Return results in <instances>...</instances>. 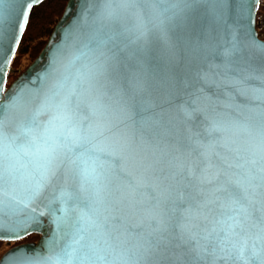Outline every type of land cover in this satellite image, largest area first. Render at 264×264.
I'll use <instances>...</instances> for the list:
<instances>
[{
	"label": "snow or ice",
	"instance_id": "1",
	"mask_svg": "<svg viewBox=\"0 0 264 264\" xmlns=\"http://www.w3.org/2000/svg\"><path fill=\"white\" fill-rule=\"evenodd\" d=\"M35 3L0 0V92ZM234 7L243 4L100 0L86 62L60 78L53 66V87L34 107L25 87L0 103V240L39 223L44 212L32 204L57 181L63 213L50 209L51 237L13 249L3 264H264V103L244 120L218 119L199 107L198 88L177 106L181 134L173 119L146 114L155 105L144 100L155 69L178 62L205 26L228 37L223 75H213L251 78L230 75L246 72L233 57L264 60V43L251 21L232 19Z\"/></svg>",
	"mask_w": 264,
	"mask_h": 264
},
{
	"label": "water",
	"instance_id": "2",
	"mask_svg": "<svg viewBox=\"0 0 264 264\" xmlns=\"http://www.w3.org/2000/svg\"><path fill=\"white\" fill-rule=\"evenodd\" d=\"M47 0H36V3L30 10V17L34 8L42 5ZM100 0H68L63 15L54 27L45 47L38 57L8 86L9 73L13 60L19 50L22 39L15 47L14 54L10 57L11 63L4 75V91L0 92V103L5 102V98L10 93H15L20 87H25L26 91L34 97L32 107L39 102L43 96L53 87L54 79L49 75L51 68H56L57 78L63 75L73 74L78 67L86 62L87 49L85 44L89 38L91 28L90 20L96 11V5ZM234 5L243 4V7H234L232 10V19L241 24H248L251 21V27L254 29L256 37L259 39L256 31V15L258 12V0H233ZM228 39L224 33L216 32L211 27L205 26L204 30L192 38V43L178 62L161 66L155 69L157 87L151 90V94H145L144 100L147 104L155 105L146 114L152 112L161 113L165 120L173 119L177 127L183 134V126L180 125V113L177 106L180 104H190L192 96L188 93H195L196 89L202 88L203 91L196 93L200 96L198 105L207 109L211 115L218 119L236 118L244 120L245 115H254L262 103H264V80L261 79L264 74V60L259 57L252 58L248 63L233 57L234 61L239 62V66L246 69V72L230 75L243 79L245 75L251 74V78L244 80L243 83H234L231 79H222L224 69L223 65V46ZM260 40V39H259ZM262 43L264 41L260 40ZM55 54L56 63L53 65ZM85 54V55H82ZM245 59H247V54ZM207 73V83L200 79L201 75ZM214 73H220L221 76H215ZM215 81V83L213 82ZM244 90V94H241ZM214 109V111H212ZM250 110H254L251 111ZM26 111V109H21ZM41 119H47V116H41ZM197 119H202L199 115ZM15 129V125L13 126ZM239 136L244 134L238 133ZM71 191L75 192V182L68 181ZM62 182L57 181L43 190L41 196L32 204L37 209V214L41 211L44 215L39 216V223L32 225L28 234L22 235L18 240H0V242L17 243L24 241L30 236H39L37 242L25 243L13 247L7 251L0 259L3 264L5 257L13 249L28 246L39 247L42 242L49 239L56 231V224L53 222V216L50 209H55V216H61L59 211L61 204L56 197L59 194ZM50 201H55L49 204ZM76 201L69 200V208ZM75 213L70 212L67 222L61 226V232L67 233L64 240L71 239L72 223ZM63 242V241H62Z\"/></svg>",
	"mask_w": 264,
	"mask_h": 264
},
{
	"label": "trees",
	"instance_id": "3",
	"mask_svg": "<svg viewBox=\"0 0 264 264\" xmlns=\"http://www.w3.org/2000/svg\"><path fill=\"white\" fill-rule=\"evenodd\" d=\"M67 3L68 0H47L42 5L34 8L19 50L11 65L9 77H13V81L17 78L13 75V72L19 69L20 58L28 56L33 62L38 57L63 15ZM10 85L11 83H8V86ZM36 239L38 240L39 236L34 235L23 242H35Z\"/></svg>",
	"mask_w": 264,
	"mask_h": 264
},
{
	"label": "rangeland",
	"instance_id": "4",
	"mask_svg": "<svg viewBox=\"0 0 264 264\" xmlns=\"http://www.w3.org/2000/svg\"><path fill=\"white\" fill-rule=\"evenodd\" d=\"M31 63L32 62H31V60H30V58L28 56L21 57L20 58V66H19V69L18 70H15L13 72V75L16 76V77H18L22 72H24L27 69V67L29 65H31ZM10 73H11V70H10ZM12 81H13V77H11V78L9 77L8 83H12ZM30 237H32V236H30ZM38 240L36 239L35 242H37ZM26 243H29V242H26ZM21 244H25V242H23V241L17 242V243L0 242V259L2 258V256L7 251H9L13 247L18 246V245H21Z\"/></svg>",
	"mask_w": 264,
	"mask_h": 264
},
{
	"label": "built area",
	"instance_id": "5",
	"mask_svg": "<svg viewBox=\"0 0 264 264\" xmlns=\"http://www.w3.org/2000/svg\"><path fill=\"white\" fill-rule=\"evenodd\" d=\"M256 31L260 40L264 41V0H258L256 15Z\"/></svg>",
	"mask_w": 264,
	"mask_h": 264
},
{
	"label": "flooded vegetation",
	"instance_id": "6",
	"mask_svg": "<svg viewBox=\"0 0 264 264\" xmlns=\"http://www.w3.org/2000/svg\"><path fill=\"white\" fill-rule=\"evenodd\" d=\"M29 243H31V242H29Z\"/></svg>",
	"mask_w": 264,
	"mask_h": 264
}]
</instances>
